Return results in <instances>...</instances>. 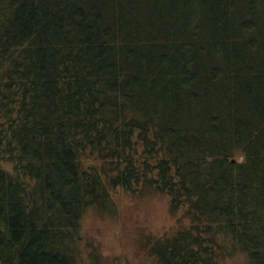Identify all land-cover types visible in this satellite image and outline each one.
Segmentation results:
<instances>
[{
  "label": "trees",
  "instance_id": "16d2710c",
  "mask_svg": "<svg viewBox=\"0 0 264 264\" xmlns=\"http://www.w3.org/2000/svg\"><path fill=\"white\" fill-rule=\"evenodd\" d=\"M120 192L188 220L160 264H264V0H0V264H82Z\"/></svg>",
  "mask_w": 264,
  "mask_h": 264
},
{
  "label": "rangeland",
  "instance_id": "374dc122",
  "mask_svg": "<svg viewBox=\"0 0 264 264\" xmlns=\"http://www.w3.org/2000/svg\"><path fill=\"white\" fill-rule=\"evenodd\" d=\"M3 169L11 171V163ZM7 164V165H6ZM118 215L89 210L82 220V264H92V253L105 264H160L150 250L154 240L180 225H188L181 212L169 211V198L158 193L114 194ZM180 220V222H179ZM221 264H246L238 254Z\"/></svg>",
  "mask_w": 264,
  "mask_h": 264
}]
</instances>
